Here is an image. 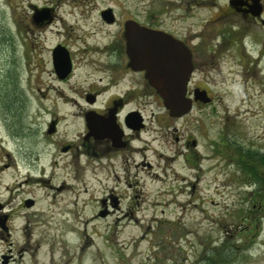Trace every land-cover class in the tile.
<instances>
[{
  "label": "rangeland",
  "instance_id": "rangeland-1",
  "mask_svg": "<svg viewBox=\"0 0 264 264\" xmlns=\"http://www.w3.org/2000/svg\"><path fill=\"white\" fill-rule=\"evenodd\" d=\"M199 1L0 0V164L14 161L25 171L23 162L28 163L33 175H38L34 168L44 165L59 188L51 190L49 183L36 180L38 176L32 178L25 189L36 198L33 208L20 206L21 193L0 196L2 210L12 212V230L0 232V264L9 253V242L14 264H210L211 254L225 244L230 259L221 262L212 257L216 264H264V200L255 201L262 194L258 184L246 181L235 147L264 152V27L242 20L237 12L219 19L226 0ZM106 4L120 13L157 8L159 17L174 18L176 28L203 34L212 48L222 50L217 54L226 49L227 54H238L225 55L228 63L221 60L196 71L210 82L215 100L186 117L192 124L200 119L205 127L204 135L197 137L195 164L185 161V153H177L180 142L174 139L191 123L169 118L160 104L127 105L155 114L154 131L144 133L155 138L149 148L134 155L152 166L132 167L127 175L138 181L128 188L134 192L136 187L137 196H109L110 187L125 193L122 156L71 158L48 146L40 133L53 112L78 111V106L63 103L62 98L54 103L49 96L40 101L41 69L51 47L59 41L74 42L72 38L83 36L88 26L95 25L100 34L96 12ZM42 7L49 9L44 15L51 18L38 19L42 13L35 10ZM73 48L78 56L76 44ZM2 117L9 122V133L1 130ZM78 130L79 121L71 123L65 139L75 138ZM191 131L195 133L194 128ZM230 142L235 145L228 146ZM108 162L109 169L103 168ZM164 162L167 176L158 180L154 174ZM110 169L120 172L117 185L113 174L108 176ZM13 175L11 169L1 173V195L14 188L5 189ZM46 191L54 192V199L44 196Z\"/></svg>",
  "mask_w": 264,
  "mask_h": 264
},
{
  "label": "flooded vegetation",
  "instance_id": "flooded-vegetation-1",
  "mask_svg": "<svg viewBox=\"0 0 264 264\" xmlns=\"http://www.w3.org/2000/svg\"><path fill=\"white\" fill-rule=\"evenodd\" d=\"M205 2L210 1L201 0L198 3ZM258 2L261 9L257 15L254 14V10L252 9L254 0H226V9L217 14V17L219 19H226L230 13L236 14L237 12L242 20L245 18L247 21L264 27V18L262 17L264 1L259 0ZM106 8H111V17L107 18L103 16L102 11ZM35 11L48 14L47 11L49 12V9L42 7L40 10L36 8ZM96 15L100 20V34L93 29L95 25L88 26L87 33L83 36L75 35L72 38L74 42L59 41L50 49L47 64L45 63L48 68L44 65L41 69V84L38 88L40 101L46 99L48 96L53 103L58 98H62L64 99L63 103L71 102L70 105L74 104L78 106V111L77 113L71 112L70 114H56L53 112L51 117L42 125L40 133L43 135V140L48 146H53L57 152L69 154L71 158L75 155L78 157L79 154H82L87 159H92L96 156L100 158L101 154L114 157L122 156L124 160L121 161L120 168H123L126 173V177L123 179L124 186L126 187L124 188L125 193L118 194L119 188L110 187L108 189L109 196H137L136 187L134 188V192L129 191L128 188H132L138 181H130L127 175L132 167L139 168L141 166L142 168H150L152 166L150 161L136 160L134 155L143 149L149 148L147 145L155 138L154 136L148 139L144 136V133L151 134L154 131L151 125L153 124L155 114L153 111L144 113L142 107L138 105H132L130 107H127V105L146 103L157 106L160 104L165 110L167 109L164 106L162 96L147 77L146 66L139 64L138 58H136V63H133L128 52L129 39H133L134 36L139 37L140 35L133 33L134 29L139 27L147 30L161 31L164 37H172L179 43L178 45L183 51L187 49L190 53L192 68L188 74L183 95L189 100L191 108L181 115H171L167 110V116L173 120H186V117H188L192 110H203L205 106L213 103L215 100L214 90L210 82L202 74H196V71L206 66L212 67L218 64V62L224 60L225 55L238 57V54H227V49L223 54H217L222 50L219 49L217 51L216 48H212V44L208 43L207 39L203 37V34L192 35L184 27L180 26L176 28L175 22L173 21L174 18L172 17L169 21L167 18L159 17L157 8H147L145 10L142 8L137 13H131L130 10H125L120 13L114 7L106 4L99 8ZM49 18L51 17L46 15L42 21ZM221 34L220 36H224L226 33ZM229 35H233V33ZM70 37L69 35L67 38ZM103 39L104 41L101 42ZM225 41L227 42L228 39ZM74 44H76L78 56L74 52ZM157 44L164 51L168 50V40H161ZM55 47L60 48L65 53L66 62L64 64L58 63L57 65L54 63L53 50ZM55 54L57 55V53ZM145 61L150 62L148 58ZM224 61L227 62L230 59ZM48 75L50 76L49 79H47ZM80 84L82 86H79ZM203 96L209 97L210 100L207 102L204 101L202 99ZM80 104L83 106H80ZM22 109L23 106H19V110L22 111ZM71 116L72 118L79 117V120L72 121L69 119ZM199 116L201 115L199 114ZM61 120H63V123H61ZM199 120L198 118L194 119L196 121L194 124H192V120H186L187 123H191L188 131L185 130L182 135L174 136L175 141L180 142L177 146L180 149H176L177 153H185V161L191 164L197 163L195 158L199 157L197 137L204 135L203 130L205 127L200 125ZM78 121L81 130H78L74 136L75 138L65 139L66 127ZM2 122L1 130L5 131L4 129H6V132L9 133L11 129L8 120L2 117ZM191 128H194L196 134L191 131ZM23 132L25 131L23 130ZM230 144L232 146L235 145L233 142L227 145L229 146ZM257 151L260 153L263 152ZM8 157L11 160L13 159L9 152ZM23 163L27 165L25 171L22 168L20 170L14 161L12 165L10 162H2L0 164V175L6 169H11L14 172L13 177H10V183L5 186V189L7 190L11 185L14 188L9 191L11 192L10 194L9 192L3 195L0 193V196H18L21 193L19 195L22 196L20 206L33 208L36 204V198L33 197V194H29L31 189H25L32 178L38 176L36 180L40 183L41 181L49 183L48 187L51 190L59 188L52 181V173L44 165L34 168V173H38V175H33V165ZM107 164V168L105 166L103 168L109 169L110 162ZM165 164L166 162L160 167L159 173L154 174L156 179L163 180L167 176L166 169L168 166ZM169 167L171 166L169 165ZM110 173L115 177L114 184L117 185L120 182L118 175L120 172L111 170L108 172V176ZM245 175L246 181L252 185L256 184L252 173ZM44 196H51L50 199H54L55 193L46 191ZM4 206L5 204L0 202V232L9 234L12 230L9 224V219L10 217L12 218V212L2 210ZM24 227L18 228L17 231L23 233ZM10 245H12L11 242H9V253L1 261V264H14L13 262L16 260L14 254L11 252L12 248Z\"/></svg>",
  "mask_w": 264,
  "mask_h": 264
},
{
  "label": "water",
  "instance_id": "water-1",
  "mask_svg": "<svg viewBox=\"0 0 264 264\" xmlns=\"http://www.w3.org/2000/svg\"><path fill=\"white\" fill-rule=\"evenodd\" d=\"M259 0H254V14H259ZM111 8L102 11L104 17H111ZM46 15H39L42 19ZM133 33L140 34L139 37L130 38L128 41V52L133 63L145 65L147 68V77L150 82L157 88L163 98L165 108L171 115H181L190 110L191 104L184 97L185 84L188 74L192 68L190 62V53L186 49L183 51L179 43L172 37H164L161 31L147 30L142 28L134 29ZM168 40V50L164 51L157 43L161 40ZM174 40V41H173ZM57 53V55L55 54ZM150 62H146V59ZM54 63H65V53L55 47L53 50ZM184 77V78H183ZM204 101H209V97H202Z\"/></svg>",
  "mask_w": 264,
  "mask_h": 264
},
{
  "label": "trees",
  "instance_id": "trees-1",
  "mask_svg": "<svg viewBox=\"0 0 264 264\" xmlns=\"http://www.w3.org/2000/svg\"><path fill=\"white\" fill-rule=\"evenodd\" d=\"M239 155L238 166L245 173H252L253 179L258 184V193L262 195L255 201L263 202L264 200V152H258L257 150L245 149L240 146H235ZM255 198V197H254ZM261 204V203H259ZM257 205V204H256ZM261 206V205H260ZM228 245H224L222 248H216L209 258L210 264H216L217 261L212 257H217L221 262L228 261L230 259V250L227 249Z\"/></svg>",
  "mask_w": 264,
  "mask_h": 264
}]
</instances>
